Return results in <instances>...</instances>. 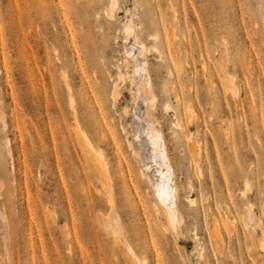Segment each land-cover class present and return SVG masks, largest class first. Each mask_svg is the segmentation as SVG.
Returning <instances> with one entry per match:
<instances>
[{
	"label": "rangeland",
	"instance_id": "rangeland-1",
	"mask_svg": "<svg viewBox=\"0 0 264 264\" xmlns=\"http://www.w3.org/2000/svg\"><path fill=\"white\" fill-rule=\"evenodd\" d=\"M108 5L0 0V264H131L124 240L144 264H263L264 0ZM126 53L146 64L142 91ZM149 127L177 230L151 187ZM75 129L107 162L119 235Z\"/></svg>",
	"mask_w": 264,
	"mask_h": 264
},
{
	"label": "bare ground",
	"instance_id": "bare-ground-1",
	"mask_svg": "<svg viewBox=\"0 0 264 264\" xmlns=\"http://www.w3.org/2000/svg\"><path fill=\"white\" fill-rule=\"evenodd\" d=\"M118 0H109L107 15L112 16L113 8L117 7ZM105 14V13H104ZM111 19V17H110ZM127 29V28H126ZM133 29V28H132ZM132 29H128L129 31H132ZM128 31V33H129ZM133 34V33H132ZM128 35V34H127ZM130 36V34L128 35ZM132 36V35H131ZM134 36V35H133ZM167 42L168 47L170 48V53L173 57V61L176 64L177 68H179L176 60L175 55L172 50L171 46V31L168 30L167 33ZM131 50V49H130ZM132 51V50H131ZM145 51V50H144ZM128 56H131L134 60V66H133V72L136 77L138 76L141 80V83L138 86V90L142 91L143 87L148 85V74L146 71V64H140L137 62V57H133V54L126 53ZM143 55V54H142ZM141 56V55H140ZM144 58V57H143ZM132 62V61H131ZM129 61V63H131ZM224 75V74H223ZM120 77V76H119ZM135 77V76H134ZM120 80V79H119ZM117 86V85H116ZM115 86V88H116ZM112 91V94L116 92ZM136 89V90H137ZM144 92V91H143ZM114 97V96H113ZM117 97V96H116ZM151 102V101H150ZM149 102V103H150ZM151 105V104H150ZM188 113L190 116H194L192 110L188 109ZM150 121V120H149ZM149 123V122H148ZM79 129V128H78ZM76 137L78 139V144L80 146L82 155L85 159L86 166L88 170H90L92 176L98 180L107 195L108 203L110 204V212L107 216H99L101 221L115 234H121V224L120 219L112 207V193L110 188V175L108 172V166L107 162H105L103 158V154L97 151V149L94 147L90 139L87 137V135L75 129ZM144 134L146 135L147 142L149 144L150 150H151V160L152 163L156 165L157 169V180L151 182V187L154 190V195H156V200L158 201L159 207L158 212H163L162 215V226L167 227L168 224L172 226L173 229L177 230L178 225L180 224V214H178V211L176 209V204L174 201L175 196V189L171 186V172L170 168L167 164V157L165 152V146L162 140V137L158 131H156L153 127L146 128L144 131ZM191 151L194 150L193 142L189 143ZM135 155V153H134ZM154 165V166H155ZM173 173V172H172ZM246 217L248 222H252V214L250 209L246 211ZM213 236L217 239L220 236L218 224L216 222L213 223ZM124 247L122 248L123 256L126 258L128 262L131 264H144L146 261L145 259L140 260L137 255L130 249V247L127 245L126 241L124 240L123 243ZM261 249L264 252V243H261ZM264 264V263H263Z\"/></svg>",
	"mask_w": 264,
	"mask_h": 264
}]
</instances>
